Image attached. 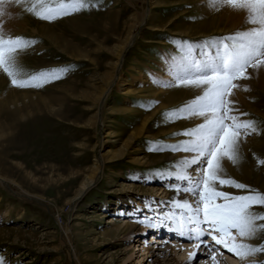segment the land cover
<instances>
[{
  "label": "rangeland",
  "instance_id": "obj_1",
  "mask_svg": "<svg viewBox=\"0 0 264 264\" xmlns=\"http://www.w3.org/2000/svg\"><path fill=\"white\" fill-rule=\"evenodd\" d=\"M166 1L174 3L175 6L169 7L168 3L156 9H151L150 6L148 13L150 17H146V22L142 21L141 16L149 7L145 0H91V4L95 6L49 22L25 12L23 4L18 6L5 0L10 9L8 8L9 11L6 9V13L0 16L4 31L13 37L22 36L38 41L18 57L23 73L33 74L65 68L68 71L60 79L38 88L14 87L7 75L0 71V126L8 128L4 137H0V179L9 189L4 190L0 185V230L10 234L5 235L4 240H0L2 264H121L125 255L116 256L115 252H120L125 247L126 252H130L133 245H137V239L126 242L116 239L113 243L101 244L95 241V245L93 236L106 227L109 219L117 224L134 221L135 225L138 224L140 227L147 218L153 224L161 225L158 218L162 219L174 211L179 213L178 209H171L172 204L164 202L183 200L182 195L186 193L174 191V187L181 182L162 174L174 171L172 165L188 157L185 156L187 153L149 151V147L157 141L176 144L188 139L183 135L174 134L195 127L202 121L194 125L190 124L188 119L166 123L163 113L180 108L200 94L196 92L195 95L192 92L186 99L160 110L156 118H153L150 131L152 130L156 138L143 137L136 142L138 147L141 145L139 152L141 157L159 159L154 160L155 162L148 160L149 163L141 161L134 163L130 162L128 157H124L117 162H104L95 183L78 199L74 198L84 176V170L93 165L99 153L108 148L118 147L128 136V130H133L137 125L134 120L138 117L136 112L128 116L109 113L108 108L111 105L123 104L120 90L123 87H119L114 80L107 87L104 102L97 104L82 97L84 92L91 91L93 85L98 84L99 76L105 73L113 59L106 49L116 44L118 37L123 38L129 30V24L133 22V41H130L123 51L117 72L121 76H130L133 73L134 80H137L139 75L134 73L136 66L147 75L158 72L154 70L155 64L152 59L153 51L158 50L160 46L150 42H155L154 40L160 37L172 39L174 35H179L167 29L163 30L162 34H157L155 30L151 31L153 28L150 24L157 20L164 22L175 14L179 15L175 25L181 29L201 21L196 7L199 0ZM133 13H138L134 20L131 19ZM151 14H155L152 15V19ZM238 31L243 29L237 27L205 35L187 32V35L180 36L184 37L183 42L201 43ZM50 33L55 37L51 38ZM167 46L162 47L166 50ZM72 48L84 51L87 57L82 59L70 57ZM185 88L176 87V90L186 92ZM14 98L16 103L9 104L8 102ZM135 99H140V104L133 102ZM142 99L131 98L132 107L138 109V113L141 111L150 114L157 105L156 98L152 97L150 100V105H154L151 107L144 105L147 102ZM42 100H45L47 105L44 106ZM247 103L248 105L236 104L239 109L237 114L247 113L242 115L241 119L254 121L257 131L242 139L239 163L233 165L225 160L224 168L228 177L264 193V164L260 163L264 161V88L257 86L250 92ZM14 105L17 108L21 106V111L18 112ZM47 107L50 109L47 110ZM91 116H96L98 121L94 125H87V120ZM169 128L174 130L169 135H157L164 129L168 131ZM108 131H113L116 137H106ZM152 177L157 178L158 183H154ZM167 178L170 179L169 182H166ZM144 184L150 188L148 189L150 197L141 195L144 193L142 188ZM222 190L237 195L246 194L245 190L234 188L225 187ZM184 199L190 203L193 201V198L189 197ZM141 204L142 207L139 206ZM253 211L264 213V207L254 206ZM130 214L136 215L131 217ZM163 222L165 226L171 221ZM146 224H149L148 221ZM152 234L154 242L160 241L165 245L180 247L178 254H181L182 247L193 245V241L184 238L176 241L170 234L169 236L164 234L156 239L155 232H147L141 240L151 241ZM204 239H207L212 247L211 255L216 253L219 264H264V253L240 260L221 246L214 245L210 237ZM246 242L259 246L264 243V232ZM65 245L72 248L71 253L65 252ZM134 257L126 260L125 264L137 262ZM174 257L179 259L177 255ZM209 258L210 256L205 259ZM138 263L146 264L141 261Z\"/></svg>",
  "mask_w": 264,
  "mask_h": 264
},
{
  "label": "snow or ice",
  "instance_id": "obj_2",
  "mask_svg": "<svg viewBox=\"0 0 264 264\" xmlns=\"http://www.w3.org/2000/svg\"><path fill=\"white\" fill-rule=\"evenodd\" d=\"M5 0H0L3 5ZM38 19L52 22L56 19L78 13L93 7L91 0H9ZM210 7L218 9L228 6L234 11H244L245 23L251 27L235 34L213 38L202 44L181 42L179 61L173 58L169 72L170 80L161 86L186 87L199 90L200 94L178 109L163 113L166 123L178 119H201V123L174 135L188 139L176 144L154 142L149 151H171L190 153L163 173L181 182L174 187L177 193H187L193 201H171L178 209L163 219L171 221L170 231L184 239L194 241L188 262L196 258L201 245L212 250L205 237L233 253L240 260L264 253V243L253 246L246 241L264 232V213L253 211L254 206L264 207V193L251 189L228 177L224 168L227 160L233 165L239 163L241 142L257 131L251 120H242L236 102L230 99L234 89L241 86L236 81L249 79L248 69L264 66V0H208ZM0 7V16H3ZM38 41L22 36L7 34L0 23V71L9 78L12 86L18 88L43 87L45 83L60 79L68 69H51L39 73H23L19 55ZM199 50V51H198ZM26 76V78H21ZM248 91V88H244ZM154 105H149L151 107ZM264 164V161H260ZM225 187L245 190L246 194H232ZM163 224V220L161 222ZM150 227H157L149 224ZM212 264H218L216 253L210 257ZM2 264V261H0Z\"/></svg>",
  "mask_w": 264,
  "mask_h": 264
},
{
  "label": "bare ground",
  "instance_id": "obj_3",
  "mask_svg": "<svg viewBox=\"0 0 264 264\" xmlns=\"http://www.w3.org/2000/svg\"><path fill=\"white\" fill-rule=\"evenodd\" d=\"M145 1L149 6L146 10H144L141 13L142 21H145V22H146V17L149 16L148 13L150 10V6H151V9H156V8L164 7L167 3L169 4V7L174 5V3L166 1V0H145ZM6 2H4V4L0 6V7H3V10L5 13L7 11L6 9L9 8V5L8 3L6 4ZM196 7H197L198 13L200 14V18H201V21L199 20L200 22L196 23V25L192 24V25H187L185 27H182V29L179 28L178 26L175 25L176 20L179 18V15L175 14L174 16L169 17L164 22L162 20L161 21L157 20L154 23L150 24L153 28L151 31L155 30L157 34H160L163 30L167 29L169 31H173L174 34H179V35L186 34L187 32L190 34L205 35L213 31L225 32V31H229L231 29L237 28V27L243 29L244 31V30H248V28L251 27L250 25L245 23L246 14L244 11H234L228 6H223L218 9H215L209 6L208 0H199ZM137 15L138 13H133L131 15L132 16L131 19L134 20V18ZM152 15L154 16L155 14H151V19L153 18ZM133 24H134L133 22L129 24V30L126 32L123 38L118 37L117 43L114 44L112 47H109L108 49H106L108 52L111 53V55L113 56V59L109 62L108 64L109 67L105 71V73H103L102 76H99L98 84H94L93 85L94 88L92 87L93 89H91V91H87L86 93L84 92L82 94V97L86 98L87 100L93 103L95 102L97 104L104 102L103 100L105 99L107 95L106 92L108 91L107 87H109L111 81L114 80L118 84L119 87L121 88L123 87L122 89H120L122 92L121 94L123 95L122 97L123 104L122 106L121 105L119 106L111 105L108 108L110 111L109 113L112 115L115 113H118V114L128 116V115H131V113L136 112L137 113L136 115H138V117L134 118V120L136 121L137 125L133 127V130H128V136L126 137V139H124L120 143L118 147L108 148L103 153L102 152L99 153V155H97V157L95 158L93 165L89 169L84 170L85 171L84 176L81 179V182L78 185L79 187L75 192V196H74L75 199H78V197H80L82 194L86 192L88 187H90L91 185L95 183L96 178L101 172V167L104 166L103 165L104 162L113 163V162H117L118 160H121L124 157H128L130 162H134V163L140 162V161L143 163H149L148 160H151V162H155L154 160L159 159V158H154V157L152 158L141 157L139 153L141 150V147H140L141 145L138 147V144H136V142H138V140L143 137L152 138V139L156 138V136L153 135L152 130L150 131V127H151V124L153 123L152 122L153 118L154 117L156 118V115L159 114L160 110H164L165 108H167V106H170V105L172 106L174 103L186 99L188 96L191 95L192 92L200 93L199 90L194 89V88L192 90L191 88H185L186 92H183L179 90L177 91L176 87L165 88L161 86L163 83L168 82L171 78L169 75L171 68L166 69L164 66H161L160 68L161 70L159 69L160 71L156 72L153 75H151L150 73L149 75H147L145 72H143L141 68L137 66L134 67V73H137V75H139L137 80H134L135 74L133 73L131 75L129 74L130 76L127 75L128 77L121 76L118 74L117 70H118V67L120 66V63H121V60L124 54L123 51L126 49L128 44H130V41H133L132 40L133 39V35H132ZM43 30L45 29L43 28ZM50 34H51L50 35L51 38L55 37L53 33H50ZM101 46L105 47L104 45H101ZM70 52H71L70 57L71 56L75 57V59L76 58L82 59V58L87 57V54H85L84 51L78 50L77 48H72V51ZM248 72L250 73V78L239 80L238 84L241 87L238 89H234L233 90L234 95L230 97V99L234 100L236 104L243 103V104L248 105L247 98L249 96V93L252 92L257 86L258 88H264V66L260 67L259 69H248ZM253 81L255 82V84H253ZM245 87L248 88L249 90L244 91L243 89ZM146 93H148L149 95ZM138 97L143 98L142 100L144 102H150L152 97L156 98L157 105L155 109L153 108L154 111H152L150 114L149 113L145 114L141 111L138 113L137 112L138 109H135L134 107H132L133 102L131 101V98H138ZM8 103L15 104L16 99L14 98L12 101ZM42 103L44 104V106L47 105V102H45V100L44 101L42 100ZM20 107L21 106H19L18 108L16 107L15 109H17V111L20 112L21 111ZM35 107H36V104H35ZM49 109L50 108L47 107V110ZM21 119H26V118L22 117ZM188 120H189L188 122L193 125L196 122L201 121V119H197V118H192ZM96 121H98L96 120V116H91V118L87 120V125H94ZM177 124L180 125V122H178ZM160 125H162V123H160ZM6 129L8 128L5 127L4 129L3 127L0 126V137L4 135ZM164 130L159 132V134L157 135L165 136V135H169L170 133L174 131L171 128H169L168 131H164ZM113 134H114L113 131H108L106 134V137L107 136L116 137ZM113 141H110V142H113ZM134 146H137V147L134 148ZM190 155H191L190 153H187L185 156L189 157ZM151 180L155 183V181H157V178L152 177ZM0 183H5V182L0 179ZM145 184L142 187L144 190L143 191L144 193H142L141 195L150 197L151 194L148 193V189L150 188L146 187ZM132 189L133 187L131 186V191ZM182 197L183 198L181 199L188 198V197L193 198L190 194H187V193L183 194ZM139 206L142 207V204ZM139 206L137 205V207ZM5 216H6V213L3 214V217ZM146 222L139 227L137 226L138 224L135 225L134 221L126 222L123 224H117L113 222V220L109 219L106 227L101 232H98V234L93 236L94 237L93 243L95 244V241H98L100 244L104 242L113 243L115 242L116 239L126 242V241L133 240L134 238L137 239L136 240L137 245H133V247L130 249L131 250L130 252H126L127 250L126 247L124 248V250L122 249L120 252L118 251L115 252L116 256L125 255V259L122 260L121 264H125L126 260L132 259V257H134L135 255H137L136 257H134L135 259H137V262L133 264H139L138 263L139 261L144 262L146 264H189L188 255L190 252L193 251L192 246L182 247L180 249L181 254H178L179 252L178 250L180 247H175L172 244L165 245V243L160 242V241L154 242L152 239L149 242H143L141 240V238L144 236L145 233L149 232V230H154V229H157L158 232H161L162 230L169 234L175 235L173 236L175 240L179 238L183 239L175 231L169 230L171 226V222L168 225H165V226L158 225L157 227H150L148 226L149 224H146ZM8 234L9 232L0 230V240H4V238L6 237L5 235H8ZM176 244L180 245V243H176ZM64 248L67 254L72 252V248L66 245L64 246ZM176 255L177 257H179V259H174L175 258L174 256ZM209 256L211 257V251H209V249L201 245L200 249L196 251V258L192 261V264H212V261L210 258L205 259L206 257H209ZM237 262L239 263V260Z\"/></svg>",
  "mask_w": 264,
  "mask_h": 264
},
{
  "label": "water",
  "instance_id": "obj_4",
  "mask_svg": "<svg viewBox=\"0 0 264 264\" xmlns=\"http://www.w3.org/2000/svg\"><path fill=\"white\" fill-rule=\"evenodd\" d=\"M1 185H2V187H4V189H6L7 191L9 190L8 188H7V185L5 184V183H0ZM13 195H15V193L14 192H12V191H10ZM16 196V195H15Z\"/></svg>",
  "mask_w": 264,
  "mask_h": 264
},
{
  "label": "crops",
  "instance_id": "obj_5",
  "mask_svg": "<svg viewBox=\"0 0 264 264\" xmlns=\"http://www.w3.org/2000/svg\"><path fill=\"white\" fill-rule=\"evenodd\" d=\"M152 62H154L153 59H152Z\"/></svg>",
  "mask_w": 264,
  "mask_h": 264
}]
</instances>
